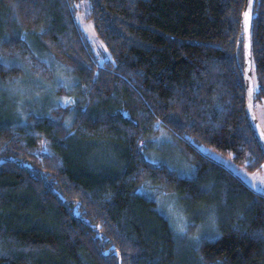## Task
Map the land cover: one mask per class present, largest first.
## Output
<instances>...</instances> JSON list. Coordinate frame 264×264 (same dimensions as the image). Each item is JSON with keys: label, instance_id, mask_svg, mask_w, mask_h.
<instances>
[{"label": "trees", "instance_id": "16d2710c", "mask_svg": "<svg viewBox=\"0 0 264 264\" xmlns=\"http://www.w3.org/2000/svg\"><path fill=\"white\" fill-rule=\"evenodd\" d=\"M78 1L0 0V264H264V195L216 159L264 169L243 85L245 0H89L105 65ZM252 55L256 105L264 0ZM48 59L69 70L61 93L75 102H38L20 124L6 88L54 80ZM157 195L209 224L179 233Z\"/></svg>", "mask_w": 264, "mask_h": 264}, {"label": "rangeland", "instance_id": "374dc122", "mask_svg": "<svg viewBox=\"0 0 264 264\" xmlns=\"http://www.w3.org/2000/svg\"><path fill=\"white\" fill-rule=\"evenodd\" d=\"M90 10L91 4L89 0H79L73 5L74 19L81 34L89 43L95 59L100 65H104L106 62L112 61L113 57L109 49L99 38L95 30L93 21L89 20ZM48 62L55 70L56 77L54 80L46 81L37 78V76H31V78H26L13 87L11 86L6 88V97L8 96V98H10V101L14 106V111L18 116L16 117V120L19 121L20 124H22L23 121L18 118H20L22 114L25 113L24 110L28 108H34L35 110H37V105L39 104L38 102H48V106H46V108H53L59 105H67L75 102L74 96H67L66 94L61 93L63 91L69 92V90H71L72 88L73 82L69 70L62 65H59L58 63L52 62L51 59H48ZM41 92H43V94H41ZM38 106H40V104ZM255 111L258 120L264 130V102L258 101L255 105ZM199 151L202 154H207L206 149L200 148ZM168 153L171 155V158L174 159L175 155L171 154V150H168ZM217 157L218 156H216L218 162H224L223 164L226 165V167L235 175L239 176L247 184L248 187L254 190V192L264 195V169L262 172L257 174L249 173L245 169H242V167H237L230 161L219 159V157ZM185 163H182V165H180L184 168H187L188 174L189 172L191 173L195 171L194 167L191 168L187 166V164L185 165ZM240 168L241 171L239 170ZM156 198L159 202L161 211L169 218L178 232L183 235L188 233V227L192 223L196 222L197 225L200 226L201 231H204V229L209 224V222L205 221L204 219H202L203 221H200L199 219L197 220L191 215L185 213L187 208L186 204L180 202L179 199H174L173 196L157 195Z\"/></svg>", "mask_w": 264, "mask_h": 264}, {"label": "water", "instance_id": "95a60500", "mask_svg": "<svg viewBox=\"0 0 264 264\" xmlns=\"http://www.w3.org/2000/svg\"><path fill=\"white\" fill-rule=\"evenodd\" d=\"M254 0H245L244 24V82L247 92V114L259 143L264 148V130L255 111V84L253 77L252 27Z\"/></svg>", "mask_w": 264, "mask_h": 264}, {"label": "bare ground", "instance_id": "6f19581e", "mask_svg": "<svg viewBox=\"0 0 264 264\" xmlns=\"http://www.w3.org/2000/svg\"><path fill=\"white\" fill-rule=\"evenodd\" d=\"M243 16V15H242ZM242 50V49H241ZM88 51L90 52L91 50H90V47H89V49H88ZM240 52V51H239ZM241 53H242V51H241ZM36 55H38V54H36ZM93 55V54H92ZM94 56V55H93ZM253 56V55H252ZM96 62V61H95ZM98 64V63H97ZM96 64V65H97ZM105 65V64H104ZM98 66V65H97ZM243 71V70H242ZM233 76V75H232ZM229 78H231V77H229ZM28 84V83H27ZM243 85H244V81H243ZM54 86V85H53ZM257 86V85H256ZM255 90H257V89H255ZM246 92V91H245ZM247 97V96H246ZM258 101V100H257ZM247 102V101H246ZM247 104V103H246ZM253 132V131H252ZM262 147V146H261ZM230 167H231V165H230ZM242 169H244V168H242ZM240 171H241V168L239 169ZM239 171V172H240ZM231 173H232V171H231ZM232 174H234V173H232ZM245 185H247V184H245ZM250 189H252V188H250ZM253 192H254V190H253ZM257 193V192H256ZM258 194V193H257ZM261 195H263V194H261ZM175 205V204H174ZM180 205V204H179ZM167 207V206H166ZM181 210V209H180Z\"/></svg>", "mask_w": 264, "mask_h": 264}]
</instances>
